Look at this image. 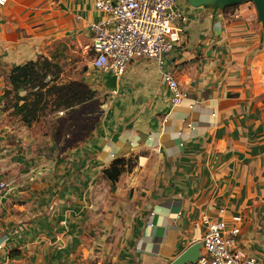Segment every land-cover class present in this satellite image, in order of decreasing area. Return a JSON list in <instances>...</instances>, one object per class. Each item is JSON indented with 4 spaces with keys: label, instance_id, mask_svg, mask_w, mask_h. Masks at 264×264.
<instances>
[{
    "label": "crops",
    "instance_id": "0c3cea01",
    "mask_svg": "<svg viewBox=\"0 0 264 264\" xmlns=\"http://www.w3.org/2000/svg\"><path fill=\"white\" fill-rule=\"evenodd\" d=\"M178 2L180 42L162 64L132 61L117 91L84 64L89 25L103 17L93 0L0 6V264H172L202 241L205 217L229 226L241 217V244L264 264V26L249 1ZM40 57L61 67V83L83 81L107 97L103 117L72 145L7 124L21 123L6 110L8 76ZM164 72L188 93L180 105ZM132 159L139 205L102 247L113 252L94 259L88 193L114 162Z\"/></svg>",
    "mask_w": 264,
    "mask_h": 264
},
{
    "label": "built area",
    "instance_id": "2783aa9c",
    "mask_svg": "<svg viewBox=\"0 0 264 264\" xmlns=\"http://www.w3.org/2000/svg\"><path fill=\"white\" fill-rule=\"evenodd\" d=\"M93 1L103 17L89 25L92 65L106 75L119 78L132 61L140 59L162 64L164 55L172 52L181 40V25L187 17L177 7L179 0ZM8 2L0 0V6ZM162 82L171 92L174 105L188 98L172 73L164 72ZM7 189L8 183L0 182V198ZM233 221L236 225L229 226L224 219H203L206 231L201 256L194 264H260L241 244L242 218L234 217Z\"/></svg>",
    "mask_w": 264,
    "mask_h": 264
},
{
    "label": "rangeland",
    "instance_id": "374dc122",
    "mask_svg": "<svg viewBox=\"0 0 264 264\" xmlns=\"http://www.w3.org/2000/svg\"><path fill=\"white\" fill-rule=\"evenodd\" d=\"M93 56V53L89 54L84 64H91ZM96 98L93 102L87 103L76 111H60L56 113L49 111L29 129L35 135L52 134L56 141L63 142L64 146L72 145L78 140L85 138L91 131L92 126L103 117L106 111V103L108 102L107 97L100 93L99 98ZM17 120L16 117L9 118L7 124L9 126H18L17 124L19 123V126H24ZM134 160L132 159L127 163L126 171L123 174L128 175L120 177L115 184L106 180L103 176L104 172H102V177L106 181L101 178L100 181H97L95 188L88 193V209L91 212V230L88 241L91 243V250L89 254L94 259L99 255L103 257L104 253L113 252V250L108 251L107 248L103 249L102 247L104 245L110 246L112 240L119 235L120 229L125 226L127 220L124 219V216L134 213L137 205H139L138 202L134 203L132 201L138 194H141L143 187L142 185L134 184L131 177L127 178V176H131L136 168ZM92 243L97 246L95 247ZM95 261L92 264H95Z\"/></svg>",
    "mask_w": 264,
    "mask_h": 264
},
{
    "label": "trees",
    "instance_id": "16d2710c",
    "mask_svg": "<svg viewBox=\"0 0 264 264\" xmlns=\"http://www.w3.org/2000/svg\"><path fill=\"white\" fill-rule=\"evenodd\" d=\"M61 72L58 64L44 57L15 67L8 76L6 110H13V115L30 128L49 111H76L96 99L97 92L83 81L61 83ZM127 163L126 160L114 162L104 171V178L115 184L126 171Z\"/></svg>",
    "mask_w": 264,
    "mask_h": 264
},
{
    "label": "water",
    "instance_id": "95a60500",
    "mask_svg": "<svg viewBox=\"0 0 264 264\" xmlns=\"http://www.w3.org/2000/svg\"><path fill=\"white\" fill-rule=\"evenodd\" d=\"M213 0H188L192 6H200ZM252 2L257 8L259 19L264 26V0H215L217 6H236L244 2ZM118 77L111 76L106 79L104 86L110 91H117ZM202 243L197 242L191 245L182 255H180L172 264L196 263L201 256Z\"/></svg>",
    "mask_w": 264,
    "mask_h": 264
}]
</instances>
